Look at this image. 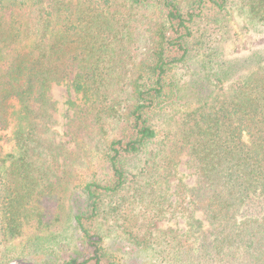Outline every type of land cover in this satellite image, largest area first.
<instances>
[{
  "label": "trees",
  "instance_id": "16d2710c",
  "mask_svg": "<svg viewBox=\"0 0 264 264\" xmlns=\"http://www.w3.org/2000/svg\"><path fill=\"white\" fill-rule=\"evenodd\" d=\"M233 5L264 29V0H0L2 240L56 239L41 132L50 87L70 78L67 134L92 169L70 199L79 248L53 264H264V59L237 77L219 57ZM183 158L195 178L174 190L180 234L155 226Z\"/></svg>",
  "mask_w": 264,
  "mask_h": 264
},
{
  "label": "rangeland",
  "instance_id": "374dc122",
  "mask_svg": "<svg viewBox=\"0 0 264 264\" xmlns=\"http://www.w3.org/2000/svg\"><path fill=\"white\" fill-rule=\"evenodd\" d=\"M228 20L236 35L226 40L224 45H221L222 55H219V57L222 60H229L234 63L240 62L239 64H241L242 60L257 52L264 59V29L257 27L248 30L246 28L248 20L238 5H233V8L230 9ZM146 27V24H143L140 28L144 34L145 31L143 29H146ZM139 59L140 57L136 60L137 64L141 60ZM253 61H255V58H253L251 63ZM251 63L248 65H253ZM137 64L136 66H129L128 78L132 77L134 71L137 70ZM191 68L192 75L190 79H196V81L200 82L201 74H198V64H193ZM248 70V66L239 65V74L236 76L245 75ZM182 75L184 79V71H182ZM69 84L70 78L62 84H54L50 87L48 95L55 102V106L54 109L49 110L50 120L44 122L45 127L41 132V137L45 141L46 159L52 171L53 181L58 184L57 189L59 191L58 202L55 203L51 210V220L55 224L53 229L56 239H52L48 232L41 233L36 238L29 239V236H25L14 241H5L0 237L1 264H53L54 254L52 255L51 253L55 249L57 256H61L60 259L62 260L67 259L71 254L74 256V251L79 248L81 239L79 231L74 226L72 217L74 209L70 199L71 194L74 195L80 190L78 184H81L84 180L83 172L86 171L85 169L91 170L92 166L89 158L83 157L79 162L75 160V143L67 134V122L72 114V109L68 102L75 99V94L70 89ZM47 143H50L53 147L60 145L64 152L57 153L56 149L49 152ZM80 167L82 170L79 169ZM194 178L193 169L189 165L188 158L181 159L169 185L165 187L167 201L175 203L164 211V216L159 218L155 227L171 228L180 234L184 232L185 220L182 206L184 203H179L178 205L174 190L178 182L191 184ZM60 247L62 248L59 249ZM123 249L126 250L129 247L124 245ZM141 259L149 262L151 261V256L149 254L142 255ZM131 261L137 263L141 260L131 259Z\"/></svg>",
  "mask_w": 264,
  "mask_h": 264
}]
</instances>
